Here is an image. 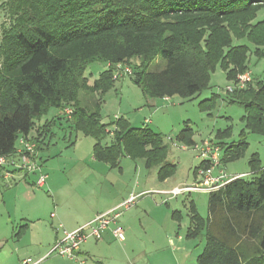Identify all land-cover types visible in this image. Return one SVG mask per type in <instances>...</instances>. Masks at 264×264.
<instances>
[{"label":"trees","instance_id":"obj_1","mask_svg":"<svg viewBox=\"0 0 264 264\" xmlns=\"http://www.w3.org/2000/svg\"><path fill=\"white\" fill-rule=\"evenodd\" d=\"M263 7L264 0H0V155L14 154L22 136L41 149L56 118L38 122L56 107L63 110L58 119L96 139L95 159L114 167L124 155L144 157L161 181L174 175L177 164L168 159L161 133L133 127L124 116L112 129L102 121L104 95L123 63L149 98L195 97L221 66L235 84L229 101L245 108V125L238 141H226L229 126L217 130L215 143L221 161L242 158L249 145L246 129L264 134V75L236 85L240 75L252 74L250 54L264 56V18L256 20ZM161 60L160 69H150ZM94 61L108 65L90 83L86 70ZM215 103L202 102L205 109ZM178 138L196 145L191 132ZM200 166L209 162L203 159ZM250 166L249 177L209 192L207 218L192 202L187 236L207 239L199 264H264V166L258 153Z\"/></svg>","mask_w":264,"mask_h":264},{"label":"rangeland","instance_id":"obj_2","mask_svg":"<svg viewBox=\"0 0 264 264\" xmlns=\"http://www.w3.org/2000/svg\"><path fill=\"white\" fill-rule=\"evenodd\" d=\"M3 18L4 12L0 10V22ZM263 18L264 7L256 20ZM241 42L255 47L246 39ZM159 62L151 64L150 69H160L165 61ZM107 65L103 61L91 62L86 70L89 82L92 83ZM249 65L254 77H263L264 56L251 53ZM232 86L234 82L228 80L223 68L218 66L209 86L192 98L146 97L128 74L116 79L113 88L104 95L102 121L109 124L110 129L115 126L116 118L124 116L133 127L148 126L162 134L168 146V159L177 164L175 174L165 181L159 179L157 168L146 166L144 157L124 155L114 167L95 159L96 139L70 128L65 118L58 119L63 110L52 107L38 122L43 124L56 118L52 131L37 150L36 161L40 168L35 172L15 170L14 175L0 178V264H18L28 256L34 260L46 256L40 264H199L198 256L207 239L204 234L187 236L190 206L193 202L207 218L209 192L185 191L178 195L171 192L202 178L196 168L204 157L196 149L197 145L201 146L206 140L217 141V130L229 126L232 136L226 141L236 142L241 138L245 108L229 101L227 93ZM81 95L84 98V92ZM208 99L216 100L212 109L203 107V100ZM182 132H191L196 145L189 146L179 139ZM245 132L249 143L245 155L235 161H221L214 169L216 176L221 170L226 172L224 181L231 180L236 172H245L249 177L250 158L254 153L259 154L264 166V134L248 129ZM112 137L109 134L104 143L110 142ZM42 174L47 175V179L44 186H39L37 181ZM130 191L138 197L130 207L120 209L119 224L125 231L123 240L105 231L102 240L88 239L82 245L88 252L77 257L51 252L57 229L60 239L65 229L52 212L73 217L90 212L92 205L102 211L114 198ZM175 212L178 217H174Z\"/></svg>","mask_w":264,"mask_h":264},{"label":"built area","instance_id":"obj_3","mask_svg":"<svg viewBox=\"0 0 264 264\" xmlns=\"http://www.w3.org/2000/svg\"><path fill=\"white\" fill-rule=\"evenodd\" d=\"M133 72L130 65L120 63L115 68V78H120L126 74L131 75ZM252 79L251 72H246L239 76V80L236 83L239 87H245V85ZM233 86L229 87L228 90L232 91ZM169 99L170 97H166ZM65 114L70 116L72 109L67 107ZM199 150L200 155L209 162V167L200 166L197 168L198 175L202 176L201 179L196 181L194 184L180 186L172 190L173 195H178L185 191H204L211 192L224 186L226 183L232 181L236 177L243 176L245 174L235 175L231 180L224 181L226 172L220 171L218 176L214 175V169L221 163L222 150L221 147L212 140H206L201 146H196ZM37 150L36 144L26 136H22L19 140V145L16 152L12 155H0V168H2V174L10 176L13 170H26L27 172H35L40 166L36 161ZM47 175L42 174L37 183L39 186H43L46 182ZM146 192H142L144 194ZM137 194H131L123 202L116 207L108 210L107 212L101 213L96 216L93 220L86 224L78 227L75 230L65 231L64 237L57 240L51 252H57L58 254L74 258L77 256V252L81 249V245L89 238L95 240H102L103 233L111 229L113 235L123 240L125 238V231L119 224V219L122 215L121 208H128L134 204ZM49 254H47L48 256ZM46 257V256H45ZM45 257L38 260H34L29 257L22 261L21 264H40Z\"/></svg>","mask_w":264,"mask_h":264},{"label":"crops","instance_id":"obj_4","mask_svg":"<svg viewBox=\"0 0 264 264\" xmlns=\"http://www.w3.org/2000/svg\"><path fill=\"white\" fill-rule=\"evenodd\" d=\"M93 157H94V155H93ZM197 169V168H196ZM16 173V171L15 172H13L12 174L14 175ZM240 174H245V172H236V175H240ZM1 177H4V178H8L9 176H5L4 174H0V178ZM24 177H25V179L28 181L29 179H28V174H25L24 175ZM33 183H35V181L33 182ZM38 184V183H37ZM45 185V184H44ZM43 185V186H44ZM141 193V192H140ZM131 194H133V191H130L129 193H127L125 196L123 195V196H120V197H118V198H114V200L110 203V204H108L105 208H104V210H102V211H97V207L95 208V206L94 205H92L91 206V211L90 212H82V213H78V214H76V215H74L73 217H66V216H60V215H58V214H56V213H54V212H52L51 213V215L53 216L54 215V217H57L58 219H59V221L61 222V226H63L65 229H64V232L67 230V231H71V230H75V229H77L78 227H80V226H82V225H84V224H86L87 222H89V221H91V220H93L96 216H97V214H101V213H104V212H106V211H108V210H110V209H112V208H114V207H116L117 205H119L121 202H123L127 197H129ZM97 205V204H96ZM129 224V223H128ZM107 232L109 231L110 233H112V231H110V229L109 230H106ZM127 231L128 232H130V229H127ZM58 232H59V230L57 229V231H56V240H55V243L57 242V240H59L60 238H58L57 236H58ZM113 234V233H112ZM130 234V233H129ZM114 236V235H113ZM115 237V236H114ZM90 239V238H89ZM94 239V238H93ZM104 239V238H103ZM95 240V239H94ZM95 241H97V240H95ZM86 242V241H85ZM84 242V243H85ZM83 243V244H84ZM82 244V245H83ZM82 245H81V249L77 252V256L79 255V254H82V253H85V252H88V251H86L85 249H82ZM76 256V257H77ZM29 257H31V256H28L27 258H29ZM32 258V257H31ZM25 258H23V259H20V262L19 263H21L22 262V260H24ZM18 263V264H19Z\"/></svg>","mask_w":264,"mask_h":264}]
</instances>
